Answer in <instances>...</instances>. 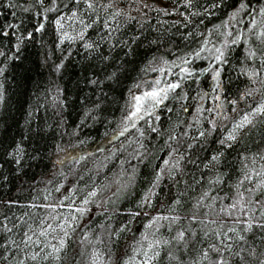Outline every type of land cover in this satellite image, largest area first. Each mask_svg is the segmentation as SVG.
Wrapping results in <instances>:
<instances>
[{
  "label": "trees",
  "instance_id": "16d2710c",
  "mask_svg": "<svg viewBox=\"0 0 264 264\" xmlns=\"http://www.w3.org/2000/svg\"><path fill=\"white\" fill-rule=\"evenodd\" d=\"M3 2L6 0H0ZM17 2L24 4L34 0ZM45 2L47 4L48 0ZM68 2L61 0L63 13L68 12L63 9V4ZM98 2L108 3L109 0ZM213 2L220 6L212 8ZM111 3L113 10L122 15L115 20L109 18L110 36L101 25L89 30L90 40L100 45L94 52L86 51L82 42H65L58 47V37L49 22L44 33H36L32 41L26 42L19 60L0 57V67H6L0 76V84H3V99L0 100V222H4L5 217L10 218L9 226L13 222L19 223L17 217L33 222L51 211L43 205L58 204L69 196L57 213L67 214L70 203L88 209L72 236L69 249V255L75 253V260L80 264H90L93 248L106 258L110 250L116 253L134 245L152 216L170 214L168 208L175 199L181 201L176 214L190 217L193 205L203 192H209L210 197L232 195L230 186L242 178L244 164L252 167L253 156L257 160V169L264 163L259 159L260 154H264V123L260 122L264 117L257 118L255 127L241 130L231 148L222 147L218 142L228 134L233 122L248 105L254 106L260 100L259 95L255 99H239L245 88L251 87L246 77L239 74L244 57L241 47L230 56L231 64L224 77L227 98L238 100L237 112L231 111L232 106L222 96L225 107L221 116L207 111L198 115L196 108L200 104L207 109L215 108L218 103L211 96L200 101L197 93L210 90V79L201 77L199 84L186 83L187 101L177 100L175 94H171L155 115L145 117L137 122L136 128L130 126L124 135H120L123 117L127 114L129 89L137 83L157 78L177 79L175 75L161 77L159 72L151 71L152 66H159L162 59L179 62L178 57L199 48L209 29L213 30L210 38L218 44L221 32L244 28V24L234 22L228 29L221 27L217 31L215 28L228 19L236 0H192L190 7L184 6L186 0H111ZM13 11L17 13L16 17L12 16ZM0 13H3L0 22L6 19L20 23L24 19L29 30L37 22L31 13H22L19 9L0 7ZM53 16L49 14L50 21ZM101 17L102 20L105 18L103 12ZM248 20L249 17L244 16V22ZM101 36L105 39L101 40ZM3 50L7 52L8 48ZM61 62L64 67L56 71V65ZM207 63L197 60L195 67H207ZM178 71L173 69L174 73ZM112 73H116L113 80H104ZM88 78H98L104 83L94 86L87 82ZM223 115L229 119H223ZM197 119L199 123H196ZM210 119L216 120L217 130L207 135L211 130ZM137 128L143 131V137ZM152 128L157 131L153 132ZM199 131H205L206 136L198 138ZM173 136L176 139H170ZM16 143H22L26 152L20 165L5 156ZM189 143L195 147L186 150ZM220 151L224 156L216 164L211 157ZM165 160L170 164L179 161V168L169 173ZM161 168H165L164 178L157 184L155 176ZM217 177L224 183H212ZM58 187L59 192L56 191ZM93 190L97 191V196L84 205L83 199ZM149 192L151 198L145 202L143 198ZM9 201L13 202L11 207ZM182 223L186 227L188 221ZM121 228L124 231L120 232L119 239L113 235L110 241L108 233ZM85 232L89 233L90 241L81 244ZM160 234L167 236L166 228H162ZM15 238L19 240L20 236ZM97 238L103 243H97ZM249 243L258 251H264V241L259 237L250 238ZM193 256L194 249L184 259L187 261ZM159 264H169L166 253H162Z\"/></svg>",
  "mask_w": 264,
  "mask_h": 264
},
{
  "label": "snow or ice",
  "instance_id": "6c2138e0",
  "mask_svg": "<svg viewBox=\"0 0 264 264\" xmlns=\"http://www.w3.org/2000/svg\"><path fill=\"white\" fill-rule=\"evenodd\" d=\"M191 3L192 0H186L184 6L190 7ZM219 6L215 2L211 4L212 8ZM0 7L31 13L37 21L32 24L31 30L28 29L24 19H21L20 23L9 22L6 19L0 22V57L9 61L19 60V54L26 42L32 41L36 33H44L46 24L49 22L54 26L58 37V47L65 42L69 44L82 42L86 51L94 52L100 45L96 41L90 40L89 30H94L97 25H101L110 36L109 18L115 20L122 15L120 11L113 10L111 0L108 3L98 2V0H69L68 3L63 4V9L68 10L67 13L62 11L61 0H48L47 4L45 0H34L32 3L24 4L18 3L17 0H6V2L0 3ZM102 12L105 17L103 20ZM49 14H54L51 21ZM2 15L3 13H0V16ZM16 15L17 13L13 11L12 16L16 17ZM191 15H198V13H191ZM244 16L249 17L247 23L244 22ZM233 22L236 25L244 24V28L237 27L234 31L221 32L222 38L218 44L210 38L213 30L209 29L207 37L202 39L199 48L178 57L179 62L162 59L159 66H152L151 71L159 72L161 77L175 75L177 79L162 80L157 78L151 82L145 81V88L139 94L129 89L130 100L127 102V114L123 117L120 135H124L130 126L136 128L138 121L155 115L156 110L169 100L171 94H175L177 100L187 101L189 99L188 92L184 90L186 83L191 81L199 84L201 77L210 79V90L197 93L200 101L211 96L212 100L218 103L215 108L207 109L203 107V104H200L196 108L198 115L207 111L221 116L225 107L222 96L232 106L231 111L237 112L238 100L227 98V85L224 79L227 66L231 64L230 56L237 47H241L244 54L243 60L240 62L239 74L246 77L251 85V87L245 88L239 99L244 100L249 97L255 99L259 95L260 100L254 106L248 105L247 110L243 111L239 119L233 122L228 134L218 142L222 147L231 148L237 142L238 133L241 130L255 127L257 118L264 117V2L261 0H236L232 11L228 14V19L223 22V25H216L215 28L217 31L221 27L228 29ZM200 35L203 36V33ZM100 39L104 40L105 37L101 36ZM4 48H8V51H4ZM9 52L11 55L8 54ZM104 59L108 58L104 57ZM197 60L207 61V67L197 69L195 67ZM63 67L64 64L61 62L56 65L55 70L60 71ZM173 69H179V71L174 73ZM5 70L6 67H0V76H3ZM115 76L116 73H112L104 80L111 81ZM104 80L88 78L87 82L95 86L102 85ZM133 87L141 89V84L137 83ZM2 89L3 84H0V100L3 99ZM184 110L188 109L184 108ZM168 111L171 112L172 109L169 108ZM156 119L159 120L160 117L157 115ZM223 119H229V117L223 115ZM260 122L264 123V120ZM196 123H199L198 119ZM208 123L211 124V130L207 135H211L213 131L217 130V123L215 119H210ZM151 130L157 131L156 128ZM137 131L143 137V131L138 128ZM205 136V131H199L198 138ZM198 138L190 137L192 140ZM170 139H176V137L173 136ZM194 147V144L189 143L186 150H191ZM172 151L175 152L176 149H172ZM25 154L22 143H16L12 151L7 152L5 156L6 158L10 157L14 164L20 165ZM223 156L224 152L220 151L212 155L211 161L219 164ZM247 159L245 157V160ZM259 159L264 161V154H260ZM251 162L253 166L249 167L245 163L241 169L242 178L235 185L230 186L233 190L232 195L210 197L209 192H203L196 204L193 205L190 217H181L176 214L177 206L181 204V201L175 199L168 208L170 214L152 216L149 222L144 225L145 230L141 233V238L134 245L126 246L116 253L110 250L106 258L104 254L93 248L90 264H159L162 253H166L169 264H264V251H258L257 247L249 243L250 238L253 237H259L261 241H264V163L260 164L257 169L255 156L252 157ZM164 165L167 171L172 173L174 169L179 168V161L170 164L169 160H165ZM164 172L165 168H161L156 174L157 184L164 178ZM172 178L175 179L174 176ZM212 183L222 184L224 181L217 177ZM155 186L156 184L153 185V187ZM60 187L56 189L57 192L60 191ZM97 194L96 190L88 192L83 199V204L91 203L90 198L96 197ZM151 195L152 193L149 192L143 198L144 201L148 202ZM68 199L69 196H65L58 204L43 205L45 209L51 211L47 216L33 222H29L23 217H17L19 223L13 222L9 226L7 221L10 218L5 217L4 222H0V233L3 235V239L0 240V250H2L0 251V264H80L75 260V253L69 255V249L72 236L88 209L74 207L70 203L67 206V214L57 213V209L63 207L64 201ZM12 203L9 201L8 206L11 207ZM32 207H36V205H32ZM202 209L205 210L202 211ZM135 215L138 216L140 213H135ZM184 220L188 221L186 227L182 223ZM197 225L198 228L195 227ZM162 228H166L167 236L160 234ZM14 229L18 231L14 232ZM122 231H124L123 228L115 233L109 232V240L112 241L113 235L118 240ZM16 235L20 236L19 240L15 238ZM85 241H90L87 232L83 233L80 243L83 244ZM97 243H103V241L97 238ZM197 245L201 246L197 247ZM193 249L195 256L186 261L184 256ZM79 254L83 255V252L80 251Z\"/></svg>",
  "mask_w": 264,
  "mask_h": 264
},
{
  "label": "rangeland",
  "instance_id": "374dc122",
  "mask_svg": "<svg viewBox=\"0 0 264 264\" xmlns=\"http://www.w3.org/2000/svg\"><path fill=\"white\" fill-rule=\"evenodd\" d=\"M141 84V89H136V88H133L132 91L136 94H139L140 91L144 90L145 88V84L144 82L140 83ZM129 100H130V95H129Z\"/></svg>",
  "mask_w": 264,
  "mask_h": 264
}]
</instances>
